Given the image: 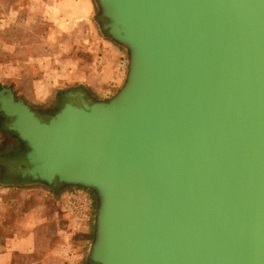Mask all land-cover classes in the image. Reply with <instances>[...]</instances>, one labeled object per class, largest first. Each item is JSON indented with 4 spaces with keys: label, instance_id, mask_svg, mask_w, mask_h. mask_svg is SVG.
<instances>
[{
    "label": "water",
    "instance_id": "water-1",
    "mask_svg": "<svg viewBox=\"0 0 264 264\" xmlns=\"http://www.w3.org/2000/svg\"><path fill=\"white\" fill-rule=\"evenodd\" d=\"M94 2L124 82L43 115L0 87L16 175L95 195L91 264H264V0Z\"/></svg>",
    "mask_w": 264,
    "mask_h": 264
},
{
    "label": "rangeland",
    "instance_id": "rangeland-1",
    "mask_svg": "<svg viewBox=\"0 0 264 264\" xmlns=\"http://www.w3.org/2000/svg\"><path fill=\"white\" fill-rule=\"evenodd\" d=\"M97 16L94 0H0V87L41 115L80 86L92 97H113L126 55L100 31ZM7 131L0 128V142ZM72 194L89 196L87 211L70 209ZM96 207L95 195L82 189L0 184V264H91Z\"/></svg>",
    "mask_w": 264,
    "mask_h": 264
},
{
    "label": "flooded vegetation",
    "instance_id": "flooded-vegetation-1",
    "mask_svg": "<svg viewBox=\"0 0 264 264\" xmlns=\"http://www.w3.org/2000/svg\"><path fill=\"white\" fill-rule=\"evenodd\" d=\"M68 100L66 93L62 95V100ZM62 105V104H61ZM60 105V106H61ZM2 115L0 113V128L1 130H8L6 125L2 122ZM6 139L0 142V174H4L6 179H0V184L3 185H20L26 182H31L30 179H22L16 175L15 171L21 168H26L25 151L22 144L17 139L16 135L10 131H7ZM12 175L8 177V174ZM9 182H5V181Z\"/></svg>",
    "mask_w": 264,
    "mask_h": 264
},
{
    "label": "built area",
    "instance_id": "built-area-1",
    "mask_svg": "<svg viewBox=\"0 0 264 264\" xmlns=\"http://www.w3.org/2000/svg\"><path fill=\"white\" fill-rule=\"evenodd\" d=\"M68 205L70 206V209L75 210L77 214H82L83 212L87 211V208L89 206L90 200L89 196L86 194H79L72 197H69L67 199Z\"/></svg>",
    "mask_w": 264,
    "mask_h": 264
},
{
    "label": "crops",
    "instance_id": "crops-1",
    "mask_svg": "<svg viewBox=\"0 0 264 264\" xmlns=\"http://www.w3.org/2000/svg\"><path fill=\"white\" fill-rule=\"evenodd\" d=\"M115 53H117V55H119V59H120V60L123 59V57H125L124 54H123L122 52H121V54H118L119 52H118V51H115ZM121 65L124 66V68H123L124 70H123V71H125V73H126L127 59H126L125 61H123V62L121 61ZM121 65H120V66H121ZM121 67H122V66H121ZM74 191L76 192V190H74ZM70 192H71V191H70ZM70 192H69V193H70ZM72 192H73V191H72ZM72 196H73V194H72V195H69L67 198L72 197ZM31 246L33 247L32 244H31ZM12 247H13L15 250H17L18 248H21L22 246L17 245V244H16V245L13 244Z\"/></svg>",
    "mask_w": 264,
    "mask_h": 264
}]
</instances>
